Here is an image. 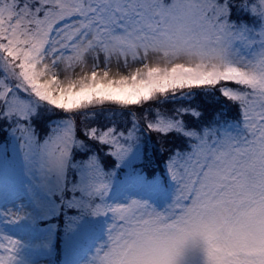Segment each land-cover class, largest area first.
Masks as SVG:
<instances>
[{"label": "snow or ice", "instance_id": "6c2138e0", "mask_svg": "<svg viewBox=\"0 0 264 264\" xmlns=\"http://www.w3.org/2000/svg\"><path fill=\"white\" fill-rule=\"evenodd\" d=\"M0 264H264V0H0Z\"/></svg>", "mask_w": 264, "mask_h": 264}]
</instances>
